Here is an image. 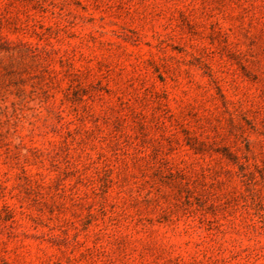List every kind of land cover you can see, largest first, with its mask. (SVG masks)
Wrapping results in <instances>:
<instances>
[{"label":"rangeland","instance_id":"374dc122","mask_svg":"<svg viewBox=\"0 0 264 264\" xmlns=\"http://www.w3.org/2000/svg\"><path fill=\"white\" fill-rule=\"evenodd\" d=\"M0 264H264V0H0Z\"/></svg>","mask_w":264,"mask_h":264}]
</instances>
